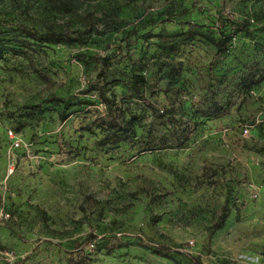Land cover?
Here are the masks:
<instances>
[{"label": "rangeland", "instance_id": "obj_1", "mask_svg": "<svg viewBox=\"0 0 264 264\" xmlns=\"http://www.w3.org/2000/svg\"><path fill=\"white\" fill-rule=\"evenodd\" d=\"M81 54L114 57L106 84ZM177 250L264 264V0H0V264H193Z\"/></svg>", "mask_w": 264, "mask_h": 264}, {"label": "trees", "instance_id": "obj_2", "mask_svg": "<svg viewBox=\"0 0 264 264\" xmlns=\"http://www.w3.org/2000/svg\"><path fill=\"white\" fill-rule=\"evenodd\" d=\"M228 23V21H224L221 20V25L225 26ZM233 23V22H231ZM234 25V23H233ZM236 28L240 31L244 30L243 26H239V25H235ZM18 28L21 30L22 33L25 34L26 37L32 38V39H43L47 42H51V43H63V42H75L78 41V38L71 36V34L69 33H59V32H54L51 28H49V30L47 32H45L44 34H41L32 29L31 27L21 24L18 26ZM81 33V32H80ZM230 44L229 41L227 39L226 36H224V34H221V38L219 39V41L217 42V50L215 53V58H218L222 55H224L228 48H229ZM78 59H83L85 65L90 64L91 62H96L98 64L101 65V68L95 78V80L90 84V86L88 87V90H94L97 88L98 84L103 82V83H107L108 81V76L110 73V69L113 65L114 62V57L113 56H96V55H78L77 56ZM147 83L146 77L138 72H134L132 74L131 77V84H132V88L133 90L141 97L144 98V92L142 91V87L145 86ZM104 99L105 102L109 105V107H112L114 105V101L111 100L108 96L104 95ZM48 102H62L63 103V112L67 111V109H69V107L71 106V103L69 102V100L67 98H63V97H59L56 95L51 96L50 98H48L47 100ZM124 140V138L122 136L116 138V142L122 141ZM151 148H147V150H149ZM226 220V216H222L221 218H219L218 220H215L214 222V227L215 228H220L224 222ZM89 237L91 239H96L97 236L95 234H90ZM170 251H172L170 248H161L158 250V253H160L161 255H167V253H169ZM179 253H182L186 256H188L190 258V260L193 262V264H203L201 262V260L190 254L187 252H182L181 250H177ZM181 251V252H180Z\"/></svg>", "mask_w": 264, "mask_h": 264}, {"label": "built area", "instance_id": "obj_3", "mask_svg": "<svg viewBox=\"0 0 264 264\" xmlns=\"http://www.w3.org/2000/svg\"><path fill=\"white\" fill-rule=\"evenodd\" d=\"M245 132H248V129H245ZM14 146L15 147H19L20 146V140L19 139H16L15 142H14Z\"/></svg>", "mask_w": 264, "mask_h": 264}]
</instances>
